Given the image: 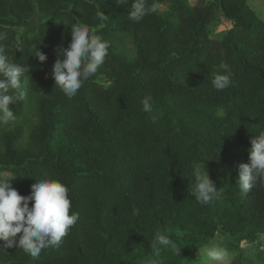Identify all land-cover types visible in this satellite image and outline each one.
<instances>
[{"label": "trees", "instance_id": "16d2710c", "mask_svg": "<svg viewBox=\"0 0 264 264\" xmlns=\"http://www.w3.org/2000/svg\"><path fill=\"white\" fill-rule=\"evenodd\" d=\"M246 1L214 2L232 25L215 40L201 1L158 0V12L137 22L128 18L133 0H0V43L29 68L25 99L10 105L15 119L0 125V179L11 178L20 195L38 179H57L79 214L37 259L0 241V264H195L216 234L237 243L264 237V182L248 193L238 185L237 165L249 162L250 139L264 128V21ZM77 22L109 49L68 98L52 72ZM225 65L231 83L217 90L212 80ZM204 163L217 187L207 204L194 191V168ZM156 232L180 255L152 249Z\"/></svg>", "mask_w": 264, "mask_h": 264}, {"label": "clouds", "instance_id": "9594fccd", "mask_svg": "<svg viewBox=\"0 0 264 264\" xmlns=\"http://www.w3.org/2000/svg\"><path fill=\"white\" fill-rule=\"evenodd\" d=\"M128 2L129 0H117L120 5H127ZM159 9L158 0H152L151 3L149 0H133L128 18L138 22L145 16L157 13ZM105 18L102 14L99 17L101 21ZM68 26L71 41L67 47L57 48L52 78L63 94L72 98L81 89L83 82L93 76L104 63L109 43L87 25L77 22ZM5 39L6 34L0 32V42ZM32 47L34 56L41 62L46 61V55L35 44ZM224 69L213 77L212 83L217 90H223L231 83L232 73L226 65ZM28 72L27 66L9 60L5 46L0 43V125H6L15 119L10 105L25 99L28 87L22 77ZM142 104L143 111H152L151 96L144 97ZM250 144L249 162L237 165L238 185L244 193L252 190L258 181L264 182V128L258 129L250 139ZM204 167L205 163L194 168V191L196 199L207 204L217 196V187L210 179L208 170H203ZM10 179H0V241L5 242L7 247L17 246L37 259L43 249L60 244L79 219V214L70 213L72 202L68 196L69 190L59 180L38 179L31 185L29 195H20L10 184ZM156 245L180 255L181 248L177 242L160 232L155 233L151 248L154 249ZM199 251L210 264H226L229 257L227 248L222 247L219 240H211ZM158 254L157 252L156 255ZM150 264L160 262L153 260Z\"/></svg>", "mask_w": 264, "mask_h": 264}, {"label": "rangeland", "instance_id": "374dc122", "mask_svg": "<svg viewBox=\"0 0 264 264\" xmlns=\"http://www.w3.org/2000/svg\"><path fill=\"white\" fill-rule=\"evenodd\" d=\"M189 1L191 4H196L201 1L207 6H210L212 11V19L207 27L210 32V38L215 40L221 39L224 32L232 27L231 23L225 17L220 15L219 10L214 4L216 0ZM246 3L248 7L264 21V0H247ZM7 175L8 172L6 171L1 173L2 177ZM212 240H219L221 242V246L227 248L229 257L226 261V264H241V254L245 258L250 259L254 264H264V237L260 234H258L255 239L243 243H237L235 240H230L220 234H216ZM210 241L206 242L196 250L195 264H210V262H208L199 251V249L203 250ZM146 264H150V262Z\"/></svg>", "mask_w": 264, "mask_h": 264}]
</instances>
